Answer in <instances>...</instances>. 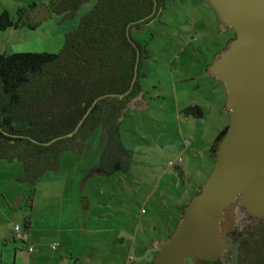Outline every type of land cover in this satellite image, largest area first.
<instances>
[{
  "label": "rangeland",
  "instance_id": "1",
  "mask_svg": "<svg viewBox=\"0 0 264 264\" xmlns=\"http://www.w3.org/2000/svg\"><path fill=\"white\" fill-rule=\"evenodd\" d=\"M53 1L0 0V14L7 10L18 22L19 9H27L35 20L32 28L20 25L0 31V53L60 52L96 2L88 0L71 13H52L45 20L33 14L40 4L49 6ZM166 4L169 9L150 34L133 33L148 39L138 68L149 107L130 106L119 118V140L131 154L122 161V168L92 176L91 159H99L106 138L102 125L81 139L79 149H63L60 167L49 168L34 181L25 179L22 160L0 157V256L5 255L0 264H15L17 249L19 254L26 253L15 226L25 229L28 218L43 235L46 227L63 229L76 245L77 257L84 251L90 257L84 241L121 233L128 244L107 243L103 248L107 261L139 264L146 258L150 264L157 249L154 242L166 239L178 225L179 205L190 202L195 183L199 187L209 178L215 160L209 159L208 146L230 123V111H224L225 84L207 67L228 44L233 30L222 26L208 0H166ZM194 104L205 108V117L184 113ZM179 160L188 170L186 176L181 175L180 166L170 165ZM236 208L228 214L238 223ZM230 220H224V225ZM229 245V251L236 247ZM186 264L197 262L188 257Z\"/></svg>",
  "mask_w": 264,
  "mask_h": 264
},
{
  "label": "trees",
  "instance_id": "2",
  "mask_svg": "<svg viewBox=\"0 0 264 264\" xmlns=\"http://www.w3.org/2000/svg\"><path fill=\"white\" fill-rule=\"evenodd\" d=\"M86 1L55 0L51 7L55 14L71 13ZM137 4L138 0H96L58 53H0V157L22 160L25 179L34 181L49 168H59L62 150L79 149L81 139L85 140L98 125L103 126L106 138L102 139V154L93 170L112 173L122 168V161L131 156L120 143L118 124L125 113L127 99L145 85L138 68L134 90L120 97L129 91L136 73L137 49L128 36L127 27L134 18ZM19 12L21 20L18 22L9 11L1 13L0 31L20 25L34 27V23L26 19L28 10L19 9ZM232 30L229 40L236 35ZM204 109L194 104L184 113L203 118ZM228 127L229 124L218 132L210 148L214 160ZM70 133L73 135L68 136ZM106 157L108 163L103 162ZM209 174L211 172L207 176ZM184 209L185 205L180 208L177 224ZM258 221L246 227L247 234L237 255L239 264H264V220ZM16 233L18 239L30 244L28 232L27 240ZM154 251L156 254L157 249ZM196 262L225 264L223 258Z\"/></svg>",
  "mask_w": 264,
  "mask_h": 264
},
{
  "label": "water",
  "instance_id": "3",
  "mask_svg": "<svg viewBox=\"0 0 264 264\" xmlns=\"http://www.w3.org/2000/svg\"><path fill=\"white\" fill-rule=\"evenodd\" d=\"M208 2L236 34L208 67L225 84L230 123L209 178L185 205L173 233L155 243L151 264L223 258L229 241L222 221L238 198L243 220L264 219V0ZM38 10L42 20L52 15L48 5Z\"/></svg>",
  "mask_w": 264,
  "mask_h": 264
},
{
  "label": "crops",
  "instance_id": "4",
  "mask_svg": "<svg viewBox=\"0 0 264 264\" xmlns=\"http://www.w3.org/2000/svg\"><path fill=\"white\" fill-rule=\"evenodd\" d=\"M42 6H44V5L40 4L37 8L39 9ZM33 7H36V4H34ZM38 9H36V11L33 12V14L35 16L39 15ZM222 26H223V24H222ZM222 26H221V28H222ZM222 29H224V28H222ZM143 86L145 87V85H143ZM146 100H147L146 98L143 99V98H141V96L134 97L128 102L127 109L130 108V106H133L134 108L140 107V106H141V108L142 107L148 108L149 104L146 103ZM126 110H125V112H126ZM225 110L228 111L226 108V104L224 107V111ZM124 116L125 115H122L121 119H123ZM216 136L217 135H215V137H214V141H215ZM214 141H213V143H214ZM213 143L208 146L209 151H210V148L213 145ZM209 159L210 160L212 159V156L210 153H209ZM91 160H92L93 164L97 163V161H98V160L97 161L94 160L93 157ZM177 165L181 167V169H180L181 175L186 176L188 170L184 167L182 162H180L179 164H176V166ZM91 169H92V176L96 175L97 173H100V174L111 173V172H108V173L97 172L96 170H93V168H91ZM197 189H198V185L195 183L193 185L192 195L195 194L194 191ZM90 205H91V202H90ZM184 205L183 204L179 205V207H178L179 211L177 212L178 215L180 214V208ZM84 227H86V226H84ZM22 230H26L30 234V244L34 245L36 249L33 251H29V247H28L29 244L22 241L24 244L23 245L24 251H26V253L22 252L21 254H19L20 249L19 250L17 249L16 250V259L14 260L15 264H17L19 257H21V260H20L21 264H26L25 263L26 258L29 259L28 264H42V262H45L46 264H108V263L111 264L112 261H107L106 256H104V249L103 248L105 247V245L107 243L112 244V245L128 244L127 238L124 237L121 233L116 234L114 237L105 238V239H108L109 242L103 238V235H100V238H98L99 235L97 234L98 236H96V238H92L89 241H84V244H83L85 248L90 250V252H89L90 257L87 256V254H86L87 251H84L82 254H80L77 257L76 256L77 252L75 249L76 245L71 242L72 240L70 239L71 236L69 234H67V233L63 234V229H47V227H46L45 235H43V230H41L40 228L35 229L34 220L28 218L25 229L22 227ZM5 241H7V240H5ZM141 241H144V240L141 239ZM157 241L158 240H156L154 243H156ZM4 244H7V242H4ZM54 244L56 246H53ZM62 247L66 248L65 251H62ZM84 256H86V257H84ZM225 256L224 257H225L228 264H238L237 253H236L235 248L232 251H227ZM4 257H5V255L0 256L1 263L4 262ZM133 261H134V259H133ZM138 263L139 264H146V258L144 260H141Z\"/></svg>",
  "mask_w": 264,
  "mask_h": 264
},
{
  "label": "flooded vegetation",
  "instance_id": "5",
  "mask_svg": "<svg viewBox=\"0 0 264 264\" xmlns=\"http://www.w3.org/2000/svg\"><path fill=\"white\" fill-rule=\"evenodd\" d=\"M137 7L135 14H134V18L133 20L128 24L127 27V33L129 38L132 40L134 46L137 49V64L139 66V63L141 64V57H143L146 54V40L148 39H140L137 38L135 35H133V33H139V34H144L149 33L151 31V28L153 26H158L162 21H161V17L163 15L164 12H166V10L169 9V7L166 4V0H154L152 3L149 2V0H138V4L135 5ZM49 9L52 11V7L51 5L48 6ZM40 16V15H38ZM26 19L29 23H34L35 24V20L33 18V15L31 13H27ZM138 24L139 28H136L135 25ZM152 35V34H151ZM230 39V37H229ZM138 76V73H137ZM137 76L135 73L133 82L131 84V88L129 89V91L123 95V98L128 96L129 93H131L135 86H136V81H137ZM144 86H141L140 88H137V93L131 97H137V96H141V98H146L148 99L147 96V92L146 89L143 88ZM130 98L127 99V107H128V102L131 100ZM240 198H238L226 211V216L223 219V223H222V235L223 237H225L228 241L229 244L233 243L236 247V253L238 255V251H239V246L242 245L243 243V236H245L247 233H245L246 231V227L250 224L249 221L243 220V213L241 211L238 212V218H239V222L237 223L236 220H233V215L229 216V210L232 209L235 210L237 209L236 207L238 206L237 204H239ZM229 217L231 218L229 222V224L224 225V220L229 219ZM264 220V219H261ZM259 220V221H261ZM258 221V222H259ZM256 224V223H254ZM253 224V225H254ZM230 247V245H229ZM227 251H229V248L227 249ZM224 253V256L226 254V252ZM226 257V256H225ZM225 257H223V261H225V264H228ZM238 260V259H237ZM239 264V263H238Z\"/></svg>",
  "mask_w": 264,
  "mask_h": 264
},
{
  "label": "built area",
  "instance_id": "6",
  "mask_svg": "<svg viewBox=\"0 0 264 264\" xmlns=\"http://www.w3.org/2000/svg\"><path fill=\"white\" fill-rule=\"evenodd\" d=\"M175 163L174 162H171V164L170 165H174ZM15 229H16V231L18 232V235H19V237H21V238H23V239H28L29 238V234L27 233V232H21V230H22V228H21V226L19 225V224H17L16 226H15ZM53 246H56L55 244L53 245ZM29 251H33V250H35L36 248H35V246L34 245H32V244H29Z\"/></svg>",
  "mask_w": 264,
  "mask_h": 264
},
{
  "label": "clouds",
  "instance_id": "7",
  "mask_svg": "<svg viewBox=\"0 0 264 264\" xmlns=\"http://www.w3.org/2000/svg\"><path fill=\"white\" fill-rule=\"evenodd\" d=\"M230 41V40H229Z\"/></svg>",
  "mask_w": 264,
  "mask_h": 264
}]
</instances>
